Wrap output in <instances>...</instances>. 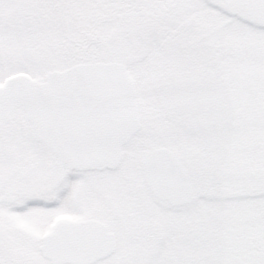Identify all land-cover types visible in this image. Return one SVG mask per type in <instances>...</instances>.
Returning <instances> with one entry per match:
<instances>
[{
    "label": "rangeland",
    "instance_id": "obj_1",
    "mask_svg": "<svg viewBox=\"0 0 264 264\" xmlns=\"http://www.w3.org/2000/svg\"><path fill=\"white\" fill-rule=\"evenodd\" d=\"M222 38L255 66L256 79L264 80L260 64L264 60V0H0V84L17 73L42 80L48 71L82 62L122 63L133 78L141 75L144 65H152L158 73L137 89L142 129L125 146L122 166L98 174L96 199L105 214L99 208L94 215L106 218L118 234L120 247L97 264H229L234 251L232 212L242 210V231L264 215L260 183L264 169L246 168L242 188L233 186L229 174L237 155L241 162L248 156V145L217 58L216 41ZM187 64L191 69L185 76L181 72ZM207 72L214 83L225 87L206 84L207 95L198 99L212 101V109L220 112L216 122L212 119L198 128L182 118V104H176L177 111L171 97H180L183 87L195 84L186 81L191 77L204 82ZM177 81L178 88L172 89ZM224 89L225 98L221 97ZM0 144L18 156V161L7 158L1 164L5 189L13 192L15 201L0 210L21 201L33 206L47 186L44 174L51 155L30 141L29 124L20 117L0 127ZM159 146L177 151L186 161L194 182L189 203L170 206L151 199L145 190L140 162L150 148ZM240 147L245 150L236 153ZM12 165L18 168L11 173ZM109 177L115 213L103 190L105 183L101 186ZM108 186L112 189V184ZM89 187L84 182L75 184L71 189L77 193H68L65 203L70 196L78 204L80 197V207L87 208L83 198H90ZM34 208L41 214L27 216L26 224L39 234L61 213L60 207L46 210L36 204ZM0 222H5L1 212ZM11 231L10 238H0V260L49 264L40 255L38 238L26 237L17 228Z\"/></svg>",
    "mask_w": 264,
    "mask_h": 264
},
{
    "label": "water",
    "instance_id": "obj_2",
    "mask_svg": "<svg viewBox=\"0 0 264 264\" xmlns=\"http://www.w3.org/2000/svg\"><path fill=\"white\" fill-rule=\"evenodd\" d=\"M131 79L125 65L118 62L75 64L46 73L43 81L17 74L0 86V119L22 107L31 123V136L60 161L65 159L76 169L114 168L123 157V146L139 130L136 91H113ZM156 155L150 153L143 160L152 191L158 183L153 176ZM174 167L191 193L185 171L177 163ZM159 198L166 199L161 195ZM182 199L189 201L187 193ZM93 229L100 234L93 235ZM113 252V236L104 225L89 221L60 224L44 238L42 248L43 255L52 262L62 259L69 264H93Z\"/></svg>",
    "mask_w": 264,
    "mask_h": 264
},
{
    "label": "flooded vegetation",
    "instance_id": "obj_3",
    "mask_svg": "<svg viewBox=\"0 0 264 264\" xmlns=\"http://www.w3.org/2000/svg\"><path fill=\"white\" fill-rule=\"evenodd\" d=\"M184 68H185V70L183 69L184 71H182L181 73H183V75H185V76L189 75L188 74V68L191 69V67L187 64V65H184ZM198 78L199 77L196 76V79H193V77L187 79L186 81L188 83H195V84L183 87L182 88L183 92H181V96L178 97L176 95L175 96L173 95L171 97V100H172V103L174 105V108L177 111H178V107L176 106V104L178 105V102L181 103L182 106H180V112L182 114V118L184 120L189 119L190 125H193V126H196L199 128V127L205 126L206 124H210L212 119L216 122L218 119V117L216 116V113L220 112V111H216L215 109H212V108H215V105L211 104L212 101L204 102V101H200L198 99L199 96L204 95V93L207 95L206 84L211 85L213 87H215V86L225 87V86L218 85V84L214 83L213 76L210 75L209 72H207L203 75L202 79L204 80V82L200 81ZM178 82L179 81H177L175 86L172 85L171 88L172 89H174L176 87L178 88ZM221 94H222L221 97L223 96L225 98V96H226L225 89L221 92ZM137 95H138V93H137V89H136V104H137V108H138V120L140 123V129L138 132H140V130L142 129V120H141V115H140L139 104L137 102ZM224 98H222V100H221L222 104H224ZM209 103H210V105H209ZM210 107H211V109H210ZM224 108L225 107H222L223 110H224ZM16 117H20L21 119H23L25 122H27L29 124V122L25 119V113H24L23 109L17 108L7 119L0 120V127L3 125V123L14 120ZM177 118H178V116L175 117V119H177ZM138 132H137V134H138ZM29 137H30V141L32 143L39 145V148L41 150L47 151V153L51 155V162H50V165L48 166L49 171L46 174H44V178H46V180H47V186H46V188L44 187V190H43L44 192L43 191L41 192V196L36 198V201L33 204V206L29 205L27 201H25V202L21 201L14 208H9V210H8V208L6 207L5 211L0 210L2 217L5 220V222H3V223L0 222V238H3V239L10 238L12 236L11 230H13L14 228H17L18 231L20 233H22L23 235H25V236L27 235L30 238H38L39 239L40 244L38 246V250L40 252L41 257L43 259H45L49 264H65V263L52 262L51 260L47 259L43 255L41 247L44 244V238L47 235H49L50 233L54 232L56 230V228L58 226H60V224L65 223V222H68L70 224L80 223V222H85V221L100 223V224L104 225L105 228L107 229V231L113 236L114 242H115V252L111 253L108 257L101 259L94 264L108 260L111 256H113V254H115L119 250L120 239L118 237V234L115 232V230L113 228H111V225L106 222L107 221L106 218H98L94 215L95 212L99 208L105 214L104 207L102 205L98 204L97 199H96L97 186H99V183L101 182L100 178L98 177V174L101 172H107V171L114 172L115 170H117L118 168H120L122 166V164L125 160V150L124 149H125V146L127 144L123 147V159L121 160L118 167L110 168L108 166H105V167H102L99 169L80 170V169L70 168V167H68V165L66 163L60 165L58 168H55L54 164H55V161L57 160V157H55L54 154H51L50 151L42 143H40L39 141H35L31 138L30 124H29ZM157 150H159V152L161 154L157 160V162L159 164L170 162L172 160V157H173L174 162L177 163L185 171L186 175L189 177L190 185H191V193L185 185L181 184L183 190L186 191V193H187V198L189 199L188 202L184 203L182 201H184L186 199H179V198H175L173 201H169L167 199L163 200V199L158 197L159 196L158 193H156V192L152 193V191L149 189L148 183L146 182L145 176H144L145 170H144V166H143V159L148 153H150L152 151H157ZM7 158H10L11 160L18 161L17 155H14L13 152L9 153L4 148V146H2L0 144V206H2V205L12 206V204L15 201V196H14L13 192L11 190L5 189L6 188L5 187V185H6L5 175H2V165L1 164H3V161ZM23 162L25 164L28 163L27 160H24ZM140 167H141V174L143 176V181H144V183H143L144 188H145V190H147L151 199L153 198L160 203H166L170 206H175V207L177 204L184 205V204L189 203L192 200V198L194 196V182L191 179V176L189 173L190 171L187 167L186 161L184 160L183 157H181V155L177 151H175L169 147H164V146L152 147V148H150L149 151H147L143 155L141 162H140ZM17 168L18 167L16 165H12L11 173L14 172V170H16ZM8 175H9V173H8ZM80 182L81 183L84 182V183H86V185L88 184L90 186L89 187L90 188V191H89L90 198L89 199L83 198V200H85L84 204L86 206H88L87 208H83L82 206L80 207V205H81L80 197H79L78 204L74 203L72 201V198L70 197V196L75 195L77 193L75 191V194H73V189H71V187L73 188L75 186V184H79ZM104 183L106 186L103 190H105L107 195L109 196L108 203H111L109 206L111 207V209L115 213L116 208L113 207V199L110 197L113 193V190H114L113 179L111 177H109L108 179L106 178L105 181L101 184V186H103ZM109 183L112 184V189L108 186ZM83 190H84V188H82V191ZM183 190L180 191L181 195L186 194ZM110 191H112V193ZM31 192H33V191H31ZM68 193H71V194L69 197H67L66 203H65L64 200H65ZM33 194L34 193H29L28 195H33ZM173 194H176V195L178 194L177 189L174 191ZM118 195H119V193H118ZM36 196H38V195H36ZM91 198H92V201H90ZM87 201H88V203H87ZM179 201H181L184 204L179 203ZM120 203H123V202H120ZM36 204H40L41 208L46 209V210H50V209L54 210V209H57L60 207L58 210H59V212H61L60 216L52 217V219L50 220V222L48 224V230H46L40 234L36 233L34 230H31L30 228L28 229L27 224H26V217L27 216L35 217L37 215V218L40 216L41 213L39 212V210L34 208ZM91 204H94V206L90 207ZM29 206H31V207H29ZM119 206H120V208H122V205L118 204V207ZM33 208L35 210H33ZM68 211H69V213H68ZM18 238H19L18 242L23 243L22 241L24 239L20 238V237H18Z\"/></svg>",
    "mask_w": 264,
    "mask_h": 264
},
{
    "label": "snow or ice",
    "instance_id": "obj_4",
    "mask_svg": "<svg viewBox=\"0 0 264 264\" xmlns=\"http://www.w3.org/2000/svg\"><path fill=\"white\" fill-rule=\"evenodd\" d=\"M216 48L217 58L224 67V79L238 108L241 132L248 145V156L241 162L237 155V162L229 173L233 186L242 188L246 180V168L259 165L264 169V80L256 79L255 66L228 39L217 40ZM260 64L264 68V60ZM157 76L152 65H144L140 76L113 91L139 89ZM243 150L245 149L240 147L234 151L240 153ZM260 183L264 187V171L261 172ZM232 215L235 218L231 231L234 251L229 264H264V215L255 226H249L243 231L242 210H234ZM0 264L6 262L0 260Z\"/></svg>",
    "mask_w": 264,
    "mask_h": 264
},
{
    "label": "bare ground",
    "instance_id": "obj_5",
    "mask_svg": "<svg viewBox=\"0 0 264 264\" xmlns=\"http://www.w3.org/2000/svg\"><path fill=\"white\" fill-rule=\"evenodd\" d=\"M128 143H129V142H128ZM128 143H126V144H128ZM126 144H125V145H126ZM68 230H69V229H68ZM92 232H93V233H92L93 235L100 234V232H99L97 229H93ZM62 233H64V232H62ZM62 233H60L59 235H61ZM60 260H62V259H60Z\"/></svg>",
    "mask_w": 264,
    "mask_h": 264
}]
</instances>
